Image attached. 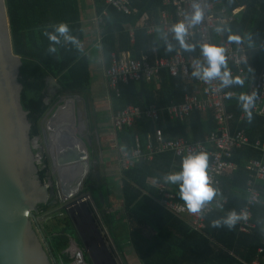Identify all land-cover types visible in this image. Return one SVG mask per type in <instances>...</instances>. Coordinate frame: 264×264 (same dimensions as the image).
Instances as JSON below:
<instances>
[{
    "label": "trees",
    "instance_id": "trees-1",
    "mask_svg": "<svg viewBox=\"0 0 264 264\" xmlns=\"http://www.w3.org/2000/svg\"><path fill=\"white\" fill-rule=\"evenodd\" d=\"M93 1L98 15L104 10L108 13L104 17V24L101 25L102 51L107 69L111 65L112 56L123 52L129 53L134 59L145 55L149 62L170 58L178 51L195 59L200 55L198 46L194 52H185L174 38L168 41L175 45L176 50L166 53L160 33L156 30L148 33L147 28H134L139 18L147 14V24L155 26L156 29L159 13L164 8L163 0H131V6L136 9V13L131 15L120 13L112 7L107 8L103 0ZM214 1L217 9H224L228 14L241 9L235 14L233 21L216 25L211 31L214 45L221 46L224 42H230L229 35H238L242 44L249 50L248 60L243 66L244 76L238 77L244 81V85L228 88L233 98L225 102L226 112L234 117L232 131L242 129L250 142H264V120L252 112L253 118L249 123L236 99L241 92L249 93L258 73L264 68V51L259 49V43L264 41V0ZM4 2L13 53L22 59L18 74V81L22 85L20 102L22 108L28 112L31 139L41 136V121L61 97L83 98L88 117L91 119L94 116L97 119L99 115L93 112L90 60L80 47L84 36L80 25L78 1ZM59 22L69 25L70 34L77 38L78 43L65 42L61 37V43L55 45L57 52L49 54L47 49L50 42L43 33L52 32V25ZM217 27L228 31L218 33ZM249 36L252 38L251 42ZM187 42L198 45L196 38ZM230 69L234 68L230 66ZM49 76L57 81L61 90L50 97L47 104L49 93L46 79ZM195 88L196 81L193 77H172L164 70L157 83L141 80L138 83L119 84V96L110 93L111 109L113 113L129 105L142 109L153 105L165 109L182 103L184 96L192 94ZM240 116H243V120L239 122ZM160 126L166 139L183 138L196 143L202 142L214 131L215 122L210 112L203 116L193 113L186 122L167 121L165 128ZM152 131V124L146 118H139L132 127L115 133L114 144L116 148L130 152L136 136L144 143L146 135ZM261 158V152L252 148L234 150L231 161L237 168L221 178L220 195L217 197V201L223 203L224 208L217 207V202H213L214 211L206 216L205 229L202 232L192 231L184 220L169 215L156 203V187L162 183L167 173L180 170L183 159H174L169 153L156 155L148 163H138L132 168L118 172L121 202L118 213L110 211L109 186L115 184L113 178L101 176L99 183L96 173H91L86 179L82 194L91 197L100 221L116 249L123 254V244L129 245L141 264H253L255 261L264 264V252H259V249H264V204L254 210L253 222L256 228L252 234L240 233L237 224L231 230L213 228L209 224L211 219L224 216L232 209L239 212L244 206V189L248 177L244 165L249 159ZM47 177V162L43 160V164L39 166L38 179L44 184ZM169 185L175 201L183 204L178 196V187ZM259 189L264 202V183L259 185ZM100 194L103 196V204L99 198ZM55 208L56 206H50L48 203L38 205L36 213H47ZM143 230L150 232L149 236L146 237ZM43 233L56 262L70 264L71 260L62 254L69 246V237L81 244L72 218L62 209L53 212L49 221L43 225ZM86 257L87 254L85 259Z\"/></svg>",
    "mask_w": 264,
    "mask_h": 264
},
{
    "label": "built area",
    "instance_id": "built-area-1",
    "mask_svg": "<svg viewBox=\"0 0 264 264\" xmlns=\"http://www.w3.org/2000/svg\"><path fill=\"white\" fill-rule=\"evenodd\" d=\"M103 1L107 8L112 7L125 15L136 13V9L131 6V0ZM192 2L193 0H163L164 8L159 13V23H157V26H160L167 33L168 39H173V34L169 31L171 24L183 18V13L190 10ZM198 2L204 9L205 19L202 24L197 25L194 29H190L187 41L196 38L198 45L202 43L214 44L211 38V31L216 25H224L233 21L235 14L241 9L228 14L224 9H217L214 0H198ZM170 8H173V10L171 11ZM107 14V10H104L101 15L95 18V22L98 25H103L104 17ZM148 21L149 18L146 17L137 27L147 28L148 33H153L155 26H149L147 24ZM221 46L226 50L229 69L230 66L234 68L233 70L230 69L232 76L243 77V66L248 60L249 50L242 42L239 44L224 42ZM259 49L264 51V41L259 43ZM197 59L203 62L201 54L195 59L192 56H184L180 51L170 58L155 59L153 62H149L145 55H142L139 59H134L126 52L113 55L111 65L106 70L109 93H114L118 97L119 84L121 83H138L141 80L156 83L164 70L168 71L172 77L191 78L193 62ZM194 79L196 81L194 92L184 96V101L178 105H171L165 109H159L153 105L147 106L144 109L129 105L112 115L111 126L113 137L116 132L132 127L135 121L142 117L146 118L153 126V131L146 135L144 143L137 136L135 137L134 146L130 152H126L115 146L116 157L114 160L117 164V170H127L138 163H148L153 160L154 156L160 154L169 153L173 155L174 159H180L190 152L204 151L210 158L208 167L210 180L213 186L219 189L221 178L235 171L237 168L235 163L231 161L234 150L252 148L255 151H259L262 154L261 159H249L244 165V170L248 173L244 189L245 204L238 213H241L246 218L241 219L237 223L240 233L252 234L256 228V224L253 222L254 210L264 204L259 189V185L264 183V142L259 140L250 142L242 129L232 131L231 124L234 121V117L228 114L225 109V102L229 100L226 98V95L229 93L228 88L223 89L221 92H213L212 87L218 86V81H213V85H207L196 78ZM252 91L258 93V99L252 112L264 120V68L258 73L249 93ZM209 112L212 113L215 129L202 142L192 143L183 138H165L164 130L160 126L162 122L165 123L166 120L171 122H186L193 113H199L203 116ZM242 120L243 116H240L238 121ZM156 193L157 205L169 215L184 220L194 232H202L205 229V218L214 211L213 203L205 207L203 211L206 215L204 216L188 213L184 208V204L175 201V197L170 193V185L165 182L164 178L162 183L156 187ZM83 202L87 204L92 202V199L89 195H86ZM75 207L73 205V208L69 209L74 215L73 221L83 226L86 234L91 237V242L96 244V248L100 253L99 264H125L117 249L115 248L113 253L112 251L109 252L105 246L108 242L102 241L100 230L96 226L94 219L99 220V227L101 229L105 230L106 228L101 225L98 211L94 209L93 213H86L83 216L79 208L75 209ZM44 214L35 213L34 215V224L42 231L43 225L47 220V215L40 218L36 217V215L43 216ZM107 236L109 242L113 244L108 232ZM259 252L263 253L264 249H259ZM62 254L71 260L70 264H87V260L85 259L86 252L80 243L72 237H69V246ZM253 264L260 263L255 261Z\"/></svg>",
    "mask_w": 264,
    "mask_h": 264
},
{
    "label": "water",
    "instance_id": "water-1",
    "mask_svg": "<svg viewBox=\"0 0 264 264\" xmlns=\"http://www.w3.org/2000/svg\"><path fill=\"white\" fill-rule=\"evenodd\" d=\"M21 65V57L13 53L5 2L0 0V264H57L43 231L34 224V215L38 205L48 203L52 206L57 200L62 203L63 194L57 184L58 174L56 190L51 179H46L47 184L38 179L42 146L38 144L40 137L31 139L28 112L20 102L22 85L18 74ZM46 83L49 93L46 103L49 104L50 97L61 88L53 77H47ZM74 99L84 101L81 97ZM89 131L87 125V133ZM41 135L48 154L45 128H42ZM78 139L82 143L81 153L88 160L81 167V173L79 168L73 167L63 175L81 181L79 195L91 168L88 145L81 136ZM88 142H91L90 138ZM50 161L52 165L51 158ZM95 176L100 183V172ZM83 197L86 196L81 194L74 206L79 205ZM102 197L100 194L103 204ZM78 238L82 243L79 234ZM86 259L90 261L88 256ZM87 264L91 263L87 261Z\"/></svg>",
    "mask_w": 264,
    "mask_h": 264
},
{
    "label": "clouds",
    "instance_id": "clouds-1",
    "mask_svg": "<svg viewBox=\"0 0 264 264\" xmlns=\"http://www.w3.org/2000/svg\"><path fill=\"white\" fill-rule=\"evenodd\" d=\"M205 19V12L198 0H193L190 10L183 13V18L171 24L169 31L173 34V38L179 43L180 48L185 52H194L197 46L203 57V62L197 59L193 62L192 77L204 82L207 85H213V81H218V86L212 87L213 92H221L225 88L234 85L243 87L244 81L238 77H233L228 67L226 50L222 46L202 43L199 45L187 42L190 29H194L197 25L202 24ZM53 31H45L43 35L48 38L49 46L47 51L49 54L57 52L55 45L61 43V37L65 42L77 44V38L70 34V27L66 22H59L52 25ZM228 31L223 28H216V32ZM156 32L161 34L164 40V49L166 53L176 50L175 45L167 39V33L160 26L156 27ZM251 42V36L248 37ZM229 41L239 44L241 37L238 35H229ZM227 99H232V94L226 95ZM239 107L242 109L249 123L252 121V109L258 99V93L241 92L237 97ZM209 156L204 151L190 152L184 156L179 171L169 172L164 176L166 183L176 185L178 187V196L183 201L186 211L193 215L204 216L205 207L217 202V207L223 209V203L217 201L220 195L219 189L214 187L208 173ZM241 213L235 209L227 211L224 216L211 219L209 224L213 228L233 229L241 220L245 219ZM87 260V259H86Z\"/></svg>",
    "mask_w": 264,
    "mask_h": 264
},
{
    "label": "rangeland",
    "instance_id": "rangeland-1",
    "mask_svg": "<svg viewBox=\"0 0 264 264\" xmlns=\"http://www.w3.org/2000/svg\"><path fill=\"white\" fill-rule=\"evenodd\" d=\"M56 94H57V92H55L53 96H55ZM104 94H105V92L103 93V96L101 95V97H104ZM64 99H70V98H66V97L60 98L59 102H57V104L48 111L47 115L41 121V127L42 128L45 127V122L54 113L57 106H59L60 104L63 103ZM107 102H108L107 100H105V99L103 100V98H102L101 103H99L98 105L93 103V112L94 111L97 112V110L104 111V112L98 113L99 118L102 121V123H99L97 125H96V119L94 116L91 119L88 117V112H87V109L85 107L84 101L80 100L78 102L77 110H78V114L82 113V118L85 121V126H86L85 131H84V135L81 137L87 143L88 149H89L90 168H91V172L89 173V175L91 173H96L99 171L101 176L114 179L115 184L109 186V192L111 195L109 200L111 201L110 203H111V208H112L110 211H111V213H118V212H120V209H121L120 208L121 207L120 206V200H119V198H120L119 173H118L119 171L117 170V164H115L116 166H114L110 162L111 156L116 157V154L113 153L115 150H114L113 145H112L113 144V142H112L113 138L110 135V132H112V130L109 126L111 117L114 113L112 112L111 105L109 106ZM101 113H104L103 116ZM87 125L90 128V131L88 133H87ZM95 125H96V127H95ZM89 138L91 139L90 143L88 142ZM38 144L40 146H42V151L39 154L41 156L40 165L43 164V160H45L47 162V168H48L47 179L48 178L51 179L52 185L56 190L55 186H56V182H57V175L54 172L52 165H51L50 158H49L48 154L46 153V150L44 147V139H43L42 135L40 136ZM102 149L104 150V152H102ZM88 176H87V178H88ZM84 185H83V187H84ZM82 193H83V189L77 197H75L71 200H68V201H63L62 203H60L57 200L55 205H52L53 207L56 206L55 209H51L50 211L45 213L43 216L36 215V217L40 218V217H45L47 215V220L45 221V223H47L53 212H56V211L58 212L60 209H62L64 211V213L69 215L71 218H74V215L72 214L71 211H69V209H71V207L73 208V205H75V203L78 201L77 199L79 198V196ZM83 199H84V197L81 198V201ZM81 201L79 200V203H81ZM92 203H93V201L89 202L87 204H84L86 208L85 207L80 208L81 206L78 207L80 210V213H82L83 216H85L86 213H93L94 212V209H96V208H95L94 203L93 204ZM94 220L96 222V226H98V229L100 230L102 241H106V243L108 242L107 245L105 244L106 248L108 249L109 252L112 251V253H113V251L115 250L116 247H115V245H113L112 243L109 242L106 229L105 230L101 229L99 227V220H97L96 218ZM95 222H94V224H95ZM74 223H75V221H74ZM75 225L77 227V233L79 234V237L81 238V241H82V243L80 245L84 249V251L86 252L87 256L90 258V261H89V259H87V261L90 262L91 264H94V261H98V263H100V253H99L98 249L96 248L97 247L96 244L91 242V237L86 234L83 226H80L79 224H76V223H75ZM101 225H102V223H101ZM143 234L146 237L149 236L148 231L146 232L145 230H143ZM74 237H76V236L74 235ZM125 252H127L126 257L128 259V262H127V259L125 257V254L124 253L121 254L119 252L121 259L123 260V262L125 264H131V262L129 263V259L136 258V256L134 255V253L132 251V248H128L127 251H125ZM132 262H133L132 264H138L137 260L132 261ZM95 264H96V262H95Z\"/></svg>",
    "mask_w": 264,
    "mask_h": 264
},
{
    "label": "bare ground",
    "instance_id": "bare-ground-1",
    "mask_svg": "<svg viewBox=\"0 0 264 264\" xmlns=\"http://www.w3.org/2000/svg\"><path fill=\"white\" fill-rule=\"evenodd\" d=\"M78 102L74 98L64 99L63 103L57 106L46 121L44 127L48 155L52 160L54 172L59 176L58 184L61 187L60 192L63 194L62 201H68L77 196L81 183L79 179L76 181V178L63 175L64 171L76 167L80 169L81 173V167L88 160L81 153L82 143L78 139L84 135L86 128L82 113L78 114ZM83 203L77 205L75 209H78L79 206L82 208Z\"/></svg>",
    "mask_w": 264,
    "mask_h": 264
},
{
    "label": "crops",
    "instance_id": "crops-1",
    "mask_svg": "<svg viewBox=\"0 0 264 264\" xmlns=\"http://www.w3.org/2000/svg\"><path fill=\"white\" fill-rule=\"evenodd\" d=\"M77 1H78L79 12H80V25H82V31H83V36H84L83 41L80 44V47H81L82 51L84 52V54L90 60V72H91V76H92L91 92H92V97H93V103L98 105L99 103H101L102 98H103V100L105 99L108 101L107 103L110 106L111 105L110 93H109L110 90H109L107 77H106L107 68H106L105 63H104V57H103V51H102V28H101V25H98L95 22V18L98 16V14L96 13L94 1L93 0H77ZM146 17H148V15L143 14L139 18V21L136 22L137 24L135 23L134 28H139L137 26H139L141 21L143 19H145ZM130 33H132L131 30H130ZM169 40H172V39H169ZM156 83H157V81H156ZM104 92H105L104 97H101V95L103 96ZM100 112H104V111L97 110L96 113L98 114ZM101 114L103 116L104 113H101ZM97 119H98V121H97ZM97 119H96L97 124L102 123V121L100 120L99 117H97ZM167 121H169V120H166V122ZM166 122L165 123L162 122V124H160V125H162L165 128ZM109 126L112 130L111 120H110ZM110 135L112 136V132H110ZM112 138H113V140H112L113 144L112 145H113V148L115 150L114 137L112 136ZM113 153L116 154V151H114ZM114 158L115 157L111 156L110 162L114 166H116L115 165L116 162L114 161ZM119 200H120V198H119ZM120 204H121V202H120ZM128 248H131V247L129 245L123 244L122 251L125 254V257H126V253H127L125 251H127ZM134 255H135V253H134ZM126 259H127V257H126ZM135 260H137L138 264H141L139 259L137 258V256L134 259L133 258L129 259V263L131 262V264H132L133 263L132 261H135ZM95 262H96V264H99L98 261H94V264H95ZM127 262H128V259H127Z\"/></svg>",
    "mask_w": 264,
    "mask_h": 264
},
{
    "label": "flooded vegetation",
    "instance_id": "flooded-vegetation-1",
    "mask_svg": "<svg viewBox=\"0 0 264 264\" xmlns=\"http://www.w3.org/2000/svg\"><path fill=\"white\" fill-rule=\"evenodd\" d=\"M37 154H39V152H36Z\"/></svg>",
    "mask_w": 264,
    "mask_h": 264
}]
</instances>
